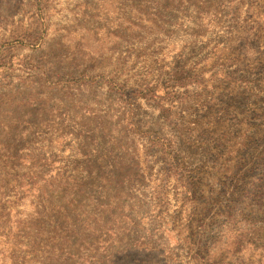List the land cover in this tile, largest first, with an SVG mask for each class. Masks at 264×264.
Wrapping results in <instances>:
<instances>
[{"label": "rangeland", "instance_id": "rangeland-1", "mask_svg": "<svg viewBox=\"0 0 264 264\" xmlns=\"http://www.w3.org/2000/svg\"><path fill=\"white\" fill-rule=\"evenodd\" d=\"M264 0H0V264H264Z\"/></svg>", "mask_w": 264, "mask_h": 264}, {"label": "trees", "instance_id": "trees-1", "mask_svg": "<svg viewBox=\"0 0 264 264\" xmlns=\"http://www.w3.org/2000/svg\"><path fill=\"white\" fill-rule=\"evenodd\" d=\"M264 193V192H263Z\"/></svg>", "mask_w": 264, "mask_h": 264}]
</instances>
